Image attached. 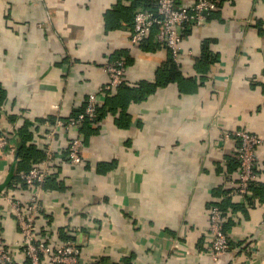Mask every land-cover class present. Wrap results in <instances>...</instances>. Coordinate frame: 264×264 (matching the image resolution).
<instances>
[{
  "label": "crops",
  "instance_id": "1",
  "mask_svg": "<svg viewBox=\"0 0 264 264\" xmlns=\"http://www.w3.org/2000/svg\"><path fill=\"white\" fill-rule=\"evenodd\" d=\"M136 11V0H0V138L11 141L0 148V231L15 264H28L9 201L29 194L20 173L41 162L56 118L72 117L110 81L105 64L121 53L125 84L100 94L96 119L52 140L39 237L74 240L84 264H264V145L251 193L241 195L239 142L224 136L245 128L264 138V0H222L188 28L168 83L158 82L171 53L157 28L131 42ZM75 133L79 165L67 158ZM214 205L231 242L218 258Z\"/></svg>",
  "mask_w": 264,
  "mask_h": 264
},
{
  "label": "built area",
  "instance_id": "2",
  "mask_svg": "<svg viewBox=\"0 0 264 264\" xmlns=\"http://www.w3.org/2000/svg\"><path fill=\"white\" fill-rule=\"evenodd\" d=\"M157 11L144 8L137 10L135 14L134 31L131 35L133 44L142 43L150 33L157 28V39L173 55L179 63L182 55V41L185 27L199 26L205 23L207 14L216 10L219 0H190L181 3L180 0H156ZM190 53H192L190 51ZM105 70L109 73L110 81L96 92L89 94L84 110L69 119L59 116L52 123L47 137L50 144L46 149L45 158L33 165L26 172L20 173L22 183L28 188L27 197H9L12 208L18 220L19 228L23 234L21 249L26 256L28 264H84L81 262V248L74 240H67L54 245L38 235V218L43 204L42 196L45 182L52 170L54 150L52 140L57 131L64 128L68 131L78 129L87 117H95L98 114L100 94L106 90L113 92L125 83L127 60L121 56L115 60H109L105 64ZM58 106V105H57ZM3 110H1V113ZM6 132L0 138V148H4L8 140ZM225 137L234 136L238 140L237 153L240 163V171L237 180L233 182L235 193L249 195L251 184L258 174L257 147L264 145V138L241 128L233 132H225ZM83 138L75 133L67 147L68 161L73 165L83 162ZM12 144V143H11ZM11 153L15 147L12 144ZM224 210L219 205H214L209 212L211 234V252L215 258L225 255L231 248L228 233L223 228ZM0 264H15V255L9 248L0 231ZM90 264H105L101 260H93Z\"/></svg>",
  "mask_w": 264,
  "mask_h": 264
},
{
  "label": "trees",
  "instance_id": "3",
  "mask_svg": "<svg viewBox=\"0 0 264 264\" xmlns=\"http://www.w3.org/2000/svg\"><path fill=\"white\" fill-rule=\"evenodd\" d=\"M137 1V10L139 9H144V8H148V9H152V10H156L157 11V2L156 0H136ZM222 0H219L218 2V5H220ZM218 8V7H217ZM215 10H213L212 12H214ZM137 12V11H136ZM211 13V12H210ZM136 14V13H135ZM192 27V26H191ZM190 28L189 26L185 27V30H184V35L185 33L187 32V29ZM206 55L208 58L211 57V53L210 51L207 49V47L205 46L204 48ZM171 53V52H170ZM121 56H125V55H122L119 54L118 56L110 59V60H115L117 58H120ZM126 58V56H125ZM127 60V59H126ZM162 70H163V74L161 75V78L159 79V83H168V82H171L172 80H174L176 77H178V74H179V63L174 59L173 55L171 54V58L163 65L162 67ZM163 80V81H162ZM125 83H123L119 88H121ZM105 92H110V90H106ZM84 110V107L81 109V110H77L73 116H76L78 115L80 112H82ZM98 113H99V108H98ZM72 116V117H73ZM98 117V114L97 116L95 117H87L82 126H85L89 121H93L94 119H96ZM71 118V117H70ZM24 151V155H23V159L24 161H28L29 158H31L30 155H28L27 153L25 154V150ZM45 158V154L43 156H41L38 160L39 161H42L43 159ZM31 168V167H30ZM49 178L46 180L45 184L48 182ZM254 185V181L253 183L251 184V188L253 187ZM103 261V260H101ZM104 262V261H103ZM105 263V262H104ZM106 264V263H105Z\"/></svg>",
  "mask_w": 264,
  "mask_h": 264
}]
</instances>
